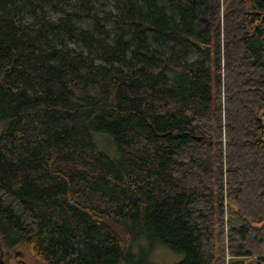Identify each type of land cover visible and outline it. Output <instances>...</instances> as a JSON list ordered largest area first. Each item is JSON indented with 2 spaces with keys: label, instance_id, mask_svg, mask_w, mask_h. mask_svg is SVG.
Returning <instances> with one entry per match:
<instances>
[{
  "label": "trees",
  "instance_id": "trees-1",
  "mask_svg": "<svg viewBox=\"0 0 264 264\" xmlns=\"http://www.w3.org/2000/svg\"><path fill=\"white\" fill-rule=\"evenodd\" d=\"M0 126L4 264H264V0H0Z\"/></svg>",
  "mask_w": 264,
  "mask_h": 264
},
{
  "label": "rangeland",
  "instance_id": "rangeland-1",
  "mask_svg": "<svg viewBox=\"0 0 264 264\" xmlns=\"http://www.w3.org/2000/svg\"><path fill=\"white\" fill-rule=\"evenodd\" d=\"M73 2V1H72ZM70 5H73L71 3ZM1 130V126H0ZM95 139L100 149L104 150L110 157L117 158L118 152L112 141V139L104 134H96ZM146 243L141 246L144 247ZM134 252H137V248H134ZM182 259V255L172 252L168 247L162 244H155L149 252L147 263L145 264H176ZM226 257V261H227ZM13 260L10 261L12 264Z\"/></svg>",
  "mask_w": 264,
  "mask_h": 264
},
{
  "label": "water",
  "instance_id": "water-1",
  "mask_svg": "<svg viewBox=\"0 0 264 264\" xmlns=\"http://www.w3.org/2000/svg\"><path fill=\"white\" fill-rule=\"evenodd\" d=\"M194 140H196V141H200V138H194ZM2 256H3V251H2V249L0 248V264H4V263L1 261Z\"/></svg>",
  "mask_w": 264,
  "mask_h": 264
}]
</instances>
